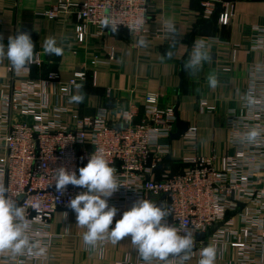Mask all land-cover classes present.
<instances>
[{
    "label": "built area",
    "instance_id": "obj_1",
    "mask_svg": "<svg viewBox=\"0 0 264 264\" xmlns=\"http://www.w3.org/2000/svg\"><path fill=\"white\" fill-rule=\"evenodd\" d=\"M200 3L202 11L208 14H213L221 4L220 25L231 23L234 12L227 8L226 2ZM150 8V0H57L41 14L50 20L76 15L82 22L78 28L79 42L84 41L85 25L94 27L97 36L110 30L100 24L108 17L118 22V31H128L146 41L160 37L147 28ZM141 20L135 30L130 29V25ZM114 54L109 51L108 58L113 59ZM40 60V55L34 52L30 64ZM85 76V70H78L63 83L58 74L49 72L38 82L28 80L0 96V183L9 189V195L19 194V202L31 221L30 238L46 245L42 255L13 256L0 252V264H36L46 259L54 212L70 208V199L84 190L68 185L58 193L56 170L64 167L75 171L83 167L99 148L115 169L117 183L123 184L109 198V205H118L123 212L124 202L131 195H140L142 199L161 196L166 199L164 208L170 213L166 222L181 232L193 233V247H201L208 241L216 251L225 252L229 245L238 251L239 264H264V133L252 144L239 141L242 133L252 127L264 129V101L245 106L252 114L233 113L228 141L234 151L222 157L220 166L213 157L195 155L184 157L188 166L177 174L147 177L149 159L154 157L152 169L167 152L160 140L170 137L175 130L174 108L161 107L159 95L148 92L144 98L145 121H135L133 110H123L113 123L105 113L81 116L72 106L60 104L59 99L70 97L73 86ZM49 83L57 84L55 104L50 102ZM197 131V127H189L184 136L194 140ZM118 213L114 218L120 216ZM213 227L216 230L210 234ZM119 264L145 262L138 254L135 262L126 260ZM152 264H180V261L170 256L166 261L153 260Z\"/></svg>",
    "mask_w": 264,
    "mask_h": 264
},
{
    "label": "crops",
    "instance_id": "obj_2",
    "mask_svg": "<svg viewBox=\"0 0 264 264\" xmlns=\"http://www.w3.org/2000/svg\"><path fill=\"white\" fill-rule=\"evenodd\" d=\"M56 1L0 0V43L6 45L9 36H15L18 31L28 32L34 52L41 58L39 63L14 70L6 57H0V96L28 80L38 82L49 72L58 74L61 82L66 83L75 71L85 70V79L78 83L81 87L72 88V95L83 96L82 102L70 103V97L59 99L60 104L72 106L81 116L105 113L113 123L123 110H133L135 121H145L144 98L152 92L159 95L161 107L174 108V132L178 120L187 124L179 138L172 140L170 135L160 140L167 152L152 169L154 157L149 159L147 177L161 178L183 171L188 166L184 157H213L220 166L222 157L233 153L228 141L233 113L252 114L244 100L249 90L256 105L264 101V0H222L234 12L226 26L219 23L221 4L213 14H208L202 11L201 0H150L147 28L160 37L147 39L143 46L138 44V36L128 31L113 33L107 29L97 36L90 25H85L84 41L79 42L78 28L82 22L76 15L50 20L41 14ZM168 21L175 25V37L166 28ZM50 37L62 47V55L44 53V41ZM200 41L205 44L209 59L199 71L190 74L183 65L193 44ZM169 50L173 52L171 59L165 58ZM109 51H114L113 59L108 58ZM211 72L216 74L215 88L207 83ZM48 86L50 102L55 104L57 84ZM36 89L40 88L36 86ZM192 126L198 129L194 140L184 136ZM140 199V195H131L124 202L123 211ZM148 199L165 207L166 199L161 196ZM113 206L118 214L123 213L120 206ZM75 215L71 208L54 212L49 227L52 240L48 256L36 264H119L138 259L128 236L116 244L105 239L94 248L86 246L82 237L87 229L76 224ZM120 216L114 218L113 225ZM215 230L213 227L210 234ZM205 243L192 248L185 264H198L200 249L212 246L208 241ZM237 252L226 245L225 252L216 251L214 264H239Z\"/></svg>",
    "mask_w": 264,
    "mask_h": 264
},
{
    "label": "clouds",
    "instance_id": "obj_3",
    "mask_svg": "<svg viewBox=\"0 0 264 264\" xmlns=\"http://www.w3.org/2000/svg\"><path fill=\"white\" fill-rule=\"evenodd\" d=\"M100 24L113 33L118 31V22L110 17L102 19ZM139 24H142V20L129 27L135 30ZM166 28L175 37L176 29L171 21L166 23ZM144 43L143 39L138 41L141 46ZM43 51L46 55L60 56L63 49L57 45L55 38L50 37L45 39ZM172 55L173 52L169 50L165 53V58L171 59ZM0 57H6L14 70L28 66L34 58V44L30 34L18 31L15 36H9L6 45L0 43ZM208 59L209 53L205 44L202 41L195 42L183 68L194 74ZM206 79L210 88L216 87L217 78L214 72L209 73ZM75 87L79 89L81 85L77 84ZM82 100L81 94H74L69 98L70 103L76 104ZM244 100L249 107L256 103L251 90L245 95ZM262 133L264 129L252 127L242 133L239 141L255 143ZM114 171L102 148L91 153L87 163L75 171L66 170L64 167L56 170L54 181L58 193H62L68 185L84 189L69 201V207L76 214V224L87 229L82 237L84 244L94 248L98 241L107 239L116 244L128 236L145 264H152L153 260L166 261L170 256L177 257L180 264H184L190 259L194 235L188 231L181 232L167 223L166 217L170 213L163 206H157L149 199L137 200L128 210L123 211L113 225L118 209L110 206L108 200L120 186H123L117 183ZM19 201V194L9 195V189L0 183V252H10L13 256L25 253L42 255L46 251V245L40 240L30 238L31 221L26 216L25 206ZM215 258V247H202L198 264H214Z\"/></svg>",
    "mask_w": 264,
    "mask_h": 264
},
{
    "label": "water",
    "instance_id": "obj_4",
    "mask_svg": "<svg viewBox=\"0 0 264 264\" xmlns=\"http://www.w3.org/2000/svg\"><path fill=\"white\" fill-rule=\"evenodd\" d=\"M186 127H187L186 123H184V122L182 123L178 120L177 121V130H176V132L171 134V139L174 140V139L179 138L181 136V134L185 132Z\"/></svg>",
    "mask_w": 264,
    "mask_h": 264
}]
</instances>
